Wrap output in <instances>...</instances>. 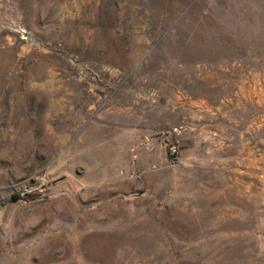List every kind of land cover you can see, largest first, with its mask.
Segmentation results:
<instances>
[{
	"label": "rangeland",
	"instance_id": "374dc122",
	"mask_svg": "<svg viewBox=\"0 0 264 264\" xmlns=\"http://www.w3.org/2000/svg\"><path fill=\"white\" fill-rule=\"evenodd\" d=\"M0 264H264V0H0Z\"/></svg>",
	"mask_w": 264,
	"mask_h": 264
},
{
	"label": "built area",
	"instance_id": "2783aa9c",
	"mask_svg": "<svg viewBox=\"0 0 264 264\" xmlns=\"http://www.w3.org/2000/svg\"><path fill=\"white\" fill-rule=\"evenodd\" d=\"M168 154L171 158H176L178 155L177 149L174 146L170 147Z\"/></svg>",
	"mask_w": 264,
	"mask_h": 264
},
{
	"label": "trees",
	"instance_id": "16d2710c",
	"mask_svg": "<svg viewBox=\"0 0 264 264\" xmlns=\"http://www.w3.org/2000/svg\"><path fill=\"white\" fill-rule=\"evenodd\" d=\"M17 198H18V197H16V196H13V197H12V200H15V199H17Z\"/></svg>",
	"mask_w": 264,
	"mask_h": 264
}]
</instances>
